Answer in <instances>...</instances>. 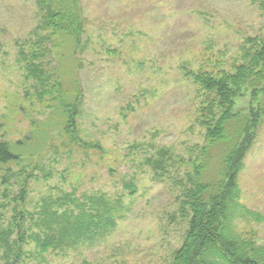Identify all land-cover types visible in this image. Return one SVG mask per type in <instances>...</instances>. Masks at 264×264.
<instances>
[{
    "label": "rangeland",
    "instance_id": "obj_1",
    "mask_svg": "<svg viewBox=\"0 0 264 264\" xmlns=\"http://www.w3.org/2000/svg\"><path fill=\"white\" fill-rule=\"evenodd\" d=\"M77 2L84 25L78 45L51 36L38 0H0V141L19 155L0 163V222L11 220L15 205L27 235L38 232L41 242L43 199L59 214L88 210L89 198L114 203L121 195L129 210L109 213L105 235L61 253L42 252L28 238L17 264H168L188 225L178 199L207 143L199 117L209 96L194 74H233L245 64L240 48L264 43V0ZM44 35L51 40L39 67L47 83L61 81L67 103L76 96L73 121L50 99L47 83L38 89L41 73L25 63ZM263 98L264 90L242 86L233 110L245 115ZM243 162V211L231 213L226 231L264 248V113ZM209 164L208 172L217 168ZM129 181L134 194L124 186Z\"/></svg>",
    "mask_w": 264,
    "mask_h": 264
},
{
    "label": "trees",
    "instance_id": "obj_2",
    "mask_svg": "<svg viewBox=\"0 0 264 264\" xmlns=\"http://www.w3.org/2000/svg\"><path fill=\"white\" fill-rule=\"evenodd\" d=\"M38 4L41 9H47L44 26L51 29V36L59 38L62 35L76 45L81 42L84 25L77 0H38ZM49 37L44 35L39 39L38 45H45L38 46L30 59H24L25 63H31L30 70L34 76L41 73L40 81H37L39 90L45 87L49 79L38 64L43 63L42 58L49 51L46 47L51 40ZM52 42V47L60 45L55 38ZM240 50L246 62L236 67L235 73L220 71L221 75L214 76L210 71H198L194 74V83L209 96L205 98V103L202 101L204 105L199 117L206 128L207 143L199 149V163L188 175L191 186L185 187L183 199L181 194L178 199L179 217L185 219L188 225L182 243L171 252L168 264H264V248L257 246L251 240L252 237L250 242H243L236 233L226 231L230 226L228 221L231 213L242 210L237 203L238 179L244 167L245 152L253 143L257 124L264 113V98L256 110H250L245 115L233 110V99L242 86L252 88L254 93L264 90V63H261L264 61V43L257 44L254 49L242 47ZM46 87L50 99L59 103L57 108L60 107L64 116L73 121L77 112L76 96L67 103L61 81H50ZM18 156L7 141H0L1 164L15 161L19 159ZM151 163L155 168L160 167L159 161H148L149 165ZM209 163L217 168L208 172ZM124 186L126 189L131 188L129 194L135 193L131 181L125 182ZM120 199L121 195L113 203L102 196L89 198L88 210L84 207L74 213L64 209L59 214L50 211V203L43 199L40 221L46 230L41 229L36 222L33 223L45 235L41 242L38 241V232L27 235L29 227L24 229L23 211L16 210L13 205L11 220L0 222V254L4 264L18 263L23 257L22 245L28 238L37 240L42 252L52 248L54 251L59 249L58 253H61L65 248L92 243L96 234L105 233L113 224L109 222L110 212L120 214L129 210ZM245 211L249 213L247 208ZM27 214L30 218L34 216ZM250 215L254 216L251 212ZM55 220L57 230L53 231ZM96 228L99 230L95 231ZM38 255L42 256L41 253Z\"/></svg>",
    "mask_w": 264,
    "mask_h": 264
}]
</instances>
